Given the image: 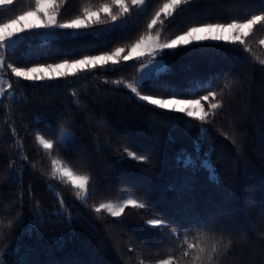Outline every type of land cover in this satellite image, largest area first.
Here are the masks:
<instances>
[{
    "label": "trees",
    "instance_id": "trees-1",
    "mask_svg": "<svg viewBox=\"0 0 264 264\" xmlns=\"http://www.w3.org/2000/svg\"><path fill=\"white\" fill-rule=\"evenodd\" d=\"M28 2L19 0L13 11ZM97 2L68 0L66 15L74 14L84 3ZM224 2L200 0L194 14L218 12ZM249 2L259 4V0H228L233 10ZM160 3L162 0H152L147 13ZM7 15L0 13V20ZM144 15L134 12L132 22L123 31L105 33L102 30L110 25H99L88 30L100 31L99 36L38 40L34 46L53 52L60 50L61 54L42 57L41 62H57L65 58L64 51L73 49L76 56L98 54L131 43L144 30V23L139 28L135 24ZM184 19L183 16L177 19L171 28L165 21L163 35L167 38L177 34ZM262 38L264 29H257L251 42L255 54L264 58V46L259 44ZM201 43L221 45L224 42ZM164 62L171 69L164 78L175 84L186 83V78L193 74L211 77L230 72L244 75L251 85L250 95L235 99L227 111L216 117L215 124L205 125L211 130V136L203 146L198 147L196 143L200 135L198 121L192 122L197 127L178 121L169 128V120L182 117V113L158 115L150 110V105L133 99L130 90H118L112 83L121 78L134 80L139 75L138 65L132 66L135 60L124 62L128 66L119 71L98 67L83 80L70 77L69 82L50 81L53 88L33 87L32 81L25 80L15 89L17 96L23 94L26 99L12 102L11 113L7 109L0 110V219L7 223V218L16 211L23 216L22 224L14 223L12 232L5 229L0 234V249L9 252V264H64L73 259L82 264H140L141 261L147 264L156 254V249L150 245L166 248L141 227L152 214H140L144 210L129 207L123 217L114 218L106 212L97 214L91 207L107 200L121 201L127 196L155 205L153 211L161 215H183L189 205L203 213L219 212L224 215L225 223L242 226L249 237L255 236L264 218V66L246 52L232 53L213 47L170 50ZM223 83L224 80L219 81L221 86ZM73 89L81 94L79 105L71 95ZM100 121H106V127H101ZM13 127L18 135L12 133ZM61 129L74 132L76 142L66 148L57 142L53 156L75 169L91 171L93 180L87 203L79 201L70 185L48 175L50 159L34 138L35 133L48 131L55 134L46 138L59 141ZM238 130L239 138L233 144L228 137H237ZM129 135L135 138L137 145L157 150L153 164L134 161L116 150L130 147L124 139ZM109 136L111 146L107 143ZM209 145H215L213 155L209 154ZM25 155L27 160L22 159ZM188 157L194 163L186 164ZM82 162L89 167L81 169ZM249 192L254 194L251 200L247 198ZM59 195H63L72 211L70 225L65 217L55 215ZM16 204L22 208L12 207ZM34 206L45 213L43 224H33L37 215ZM17 228L18 235L15 234ZM142 247L149 250L141 251ZM241 258L262 264L259 245L249 239L236 249L229 264H240Z\"/></svg>",
    "mask_w": 264,
    "mask_h": 264
},
{
    "label": "snow or ice",
    "instance_id": "snow-or-ice-1",
    "mask_svg": "<svg viewBox=\"0 0 264 264\" xmlns=\"http://www.w3.org/2000/svg\"><path fill=\"white\" fill-rule=\"evenodd\" d=\"M18 2L19 0H0V13H8L7 18L0 20V110L7 109L9 113L13 111L12 102L26 99L23 94L17 96L15 93V89L25 80L32 81L33 87L53 88L54 85L50 81L62 79L64 82H69L70 77L83 80L98 67L119 71L120 68L128 66L124 62L135 58L132 66L138 65V77L129 81L121 78L112 83L118 87V90H130L133 99L150 105V110L157 112L158 115L182 113V117L169 120V128L178 121H185L190 127H197L192 122L198 121L200 135L196 138V143L200 147L211 136V130L205 125L215 124L216 117L227 111L235 99L250 95L251 85L244 75L230 72L211 77L193 74L186 78V83L175 84L164 78L171 71L164 62V57L170 50L177 48L197 50L213 47L223 48L232 53L246 52L264 66V58L255 54L251 42L256 30L264 29V0H259L258 5L249 2L238 6L237 10H233L228 0H225L220 11L205 15L194 14L200 0H162V3L154 7L150 14L146 10L152 7V0H98L94 4L84 3L78 11L68 15H66L68 0H29L25 7L14 12L13 9ZM134 12L145 13L135 21L137 28L141 23H144L145 27L143 32L129 44L118 45L98 54L78 56L76 50H66L62 54L65 58L57 62H41V58L61 54L59 49L53 52L34 46L38 40L63 41L88 35L99 36L100 31H88L99 25H110L109 28L102 30L105 33L126 30L133 20ZM182 16L185 17L181 21L183 26L177 34L166 38L163 35L165 21L167 27L171 28ZM206 40L224 43L221 45L201 43ZM259 44L264 46V38L259 40ZM189 45L192 47L187 48ZM73 56L76 58H71ZM109 62H111L110 69ZM220 80H224L222 86L219 84ZM107 83L108 81L105 80V84ZM71 95L75 98V104L79 105L81 94L73 89ZM39 119L37 117V122ZM106 125V121H100L101 127ZM71 127L70 124L69 128ZM12 133L18 135L15 127L12 128ZM54 134L45 131L37 132L34 136L50 159L51 170L48 175L69 184L79 201L87 203L93 180L91 171L75 169L71 164L53 156L57 142L64 148L76 142L75 133L61 129L59 141L46 138ZM228 138L236 144L239 130L237 137ZM124 139L130 147L116 149L122 156L144 164H153L158 156L155 148L137 145L131 135ZM107 143L111 146L110 136ZM209 148V154L213 155L215 145H209ZM22 159L27 160V155ZM185 163L191 164L194 161L188 157ZM88 167L86 162H82L81 169ZM212 167L215 169L214 161ZM247 198L253 199L254 194L249 192ZM57 201L59 208L55 215L65 217L70 225L72 211L63 195H59ZM129 206L134 210H144L140 214H152L141 227L166 246L165 248L158 244L150 245L149 247L156 249V254L147 264H229L234 259L236 249L249 239L259 245L262 264H264V218L255 236L249 237L247 230L242 226L225 223L222 213H203L193 205H189V210L184 211L183 215L178 213L161 215L159 211H153L155 205L150 206L132 197L122 201L107 200L94 203L91 207L97 214L106 212L111 217L121 218ZM12 207L22 208V205L16 204ZM33 210L37 213L33 218V224H43L45 213L39 207L34 206ZM16 222L20 224L23 222L20 211L7 218V223L5 219H0V234H3L5 229L12 232L13 224ZM15 234H19L18 228ZM144 243L147 244V241ZM140 250L149 249L142 247ZM8 256V251L0 249V264H9ZM64 264H82V262L73 259L65 261ZM140 264L145 262L141 261ZM240 264H252V262L241 258Z\"/></svg>",
    "mask_w": 264,
    "mask_h": 264
},
{
    "label": "rangeland",
    "instance_id": "rangeland-1",
    "mask_svg": "<svg viewBox=\"0 0 264 264\" xmlns=\"http://www.w3.org/2000/svg\"><path fill=\"white\" fill-rule=\"evenodd\" d=\"M206 41H209V42H211V41H213V42H217V41H214V40H206ZM206 41H202V42H206ZM132 60H135V58H133ZM138 77V76H137ZM136 77V78H137ZM135 78V79H136ZM42 147V146H41ZM67 184V183H66ZM69 185V184H68ZM128 197H130V196H127L126 198H128ZM122 201V200H121ZM129 207H131V206H129ZM108 214V213H107ZM108 215H110V214H108Z\"/></svg>",
    "mask_w": 264,
    "mask_h": 264
}]
</instances>
